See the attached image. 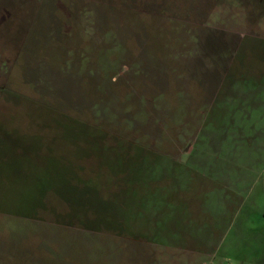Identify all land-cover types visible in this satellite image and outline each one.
I'll return each instance as SVG.
<instances>
[{
    "label": "rangeland",
    "instance_id": "rangeland-1",
    "mask_svg": "<svg viewBox=\"0 0 264 264\" xmlns=\"http://www.w3.org/2000/svg\"><path fill=\"white\" fill-rule=\"evenodd\" d=\"M0 264H264V0H0Z\"/></svg>",
    "mask_w": 264,
    "mask_h": 264
}]
</instances>
